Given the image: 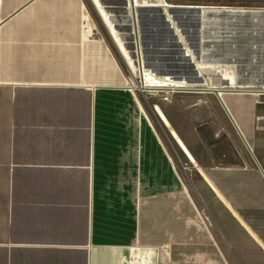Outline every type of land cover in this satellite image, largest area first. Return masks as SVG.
<instances>
[{
  "label": "crops",
  "instance_id": "obj_1",
  "mask_svg": "<svg viewBox=\"0 0 264 264\" xmlns=\"http://www.w3.org/2000/svg\"><path fill=\"white\" fill-rule=\"evenodd\" d=\"M101 20L87 0H0V264H264L258 187L242 177L264 187L256 163L200 161L177 101L168 117L156 104L200 173L199 203ZM257 96L222 93L264 169Z\"/></svg>",
  "mask_w": 264,
  "mask_h": 264
},
{
  "label": "rangeland",
  "instance_id": "obj_2",
  "mask_svg": "<svg viewBox=\"0 0 264 264\" xmlns=\"http://www.w3.org/2000/svg\"><path fill=\"white\" fill-rule=\"evenodd\" d=\"M102 2L105 7L101 0H87L100 29H103L101 12L108 16V21H104L118 35L120 47L129 61V78L135 77L138 86H142L138 71L140 62L153 74L167 75L176 80L197 81L202 75L206 81L211 80V73L228 72L234 74L241 85H250L243 89L264 90V0H135L138 7L134 14L127 8L128 0ZM193 6H204L207 11L200 13ZM114 20L120 31L113 24ZM134 23H137V34ZM197 63L203 67V74ZM212 77L214 80L218 78L216 75ZM136 90L147 116L165 144L177 145L157 113V105L168 117L166 106L176 104L178 110L172 112V117L187 125L188 131L196 136L195 145L203 151L197 155L200 161L204 157L213 166L223 163L255 166L220 103L199 100L206 97L216 99L213 92L139 87ZM257 94L264 101V92ZM177 162L186 186L202 203L198 192L201 188L200 173L178 145ZM244 173L251 175L252 183L258 187L256 211L264 212V197L260 195L264 187L259 173L255 177L253 172H243L242 177Z\"/></svg>",
  "mask_w": 264,
  "mask_h": 264
},
{
  "label": "bare ground",
  "instance_id": "obj_3",
  "mask_svg": "<svg viewBox=\"0 0 264 264\" xmlns=\"http://www.w3.org/2000/svg\"><path fill=\"white\" fill-rule=\"evenodd\" d=\"M137 7L138 6H135V5H133V6L128 5L127 6L128 9L129 8L131 9V12L133 14H134L135 9ZM203 11H207V10L203 9ZM101 16H102L103 20L108 21V16L105 14V12L102 11ZM111 32L114 34V36L116 38L115 40H117L119 45H121V42H119V40H118L119 38H118V35L115 33V30L111 29ZM121 47H122V45H121ZM137 47H139V46H137ZM195 62H199V61L195 60ZM134 68L135 67H133V69ZM198 68H199V71L202 72V74H203V72H205V71H203V67L200 64H198ZM138 71H139L140 76L143 79L142 86L141 85L138 86V84L135 83V82H138V80L135 77L129 78V81H128L129 85H130L129 87L130 88L134 87V88H132L134 90H136L138 87L141 89H155V90L156 89L157 90L163 89V90H171V91L183 90V89H197V88H211V89H214V88L217 89L218 88L220 90H224L227 88H225V86L222 85L223 80H226L227 82H229V86H226V87H229L230 89H243L246 87H250V85H241L239 83V81L237 80V77L234 74H231L228 72H223V71L219 72V73H213V74L211 73L210 77H209V79H211V80L206 79V81H204L202 79V75H199L198 77L201 78L200 82H199V80H197V81H186L184 79L176 80V79H172V77H168L167 75H156V74H153L152 72H150L148 69H146L145 64H142L140 62H139ZM132 72L134 73L133 70H132ZM135 72H136V68H135ZM214 75H216L218 77V78L216 77L217 78L216 80H214V78L212 77ZM246 90H252V89H246ZM258 91H261V92H254V93L264 92V90H258ZM166 93L168 94V93H170V91H167Z\"/></svg>",
  "mask_w": 264,
  "mask_h": 264
},
{
  "label": "water",
  "instance_id": "obj_4",
  "mask_svg": "<svg viewBox=\"0 0 264 264\" xmlns=\"http://www.w3.org/2000/svg\"><path fill=\"white\" fill-rule=\"evenodd\" d=\"M128 1H129V4H128V5H130V6L135 5V0H128ZM101 3L103 4L102 0H101ZM103 6L105 7L104 4H103ZM134 20H135V19H134ZM134 28H135V32H136V34H137V33H138L137 23H134ZM174 31H175V30H174ZM181 32H182V31H181ZM182 34H183V33H182ZM122 35H123V37H125L124 34H122ZM183 35H184V34H183ZM137 46H138V45H137ZM137 48H138V47H137ZM137 50L139 51V48H138ZM140 81H141V82L143 81V79H142L141 76H140ZM200 81H201V78H200L199 82H200ZM201 83H202V82H201ZM222 85L225 86V87H226V86H229V82H227L226 80H223V81H222ZM183 90L200 91V92H213V93L217 96L219 102H220L221 105L223 106V108H224L225 112L227 113V115H228L230 121L232 122L234 128L236 129V132L239 134V136H240V138L242 139L243 143L245 144L247 150H248L249 153L251 154V156H252L254 162L256 163V165L258 166L259 170L261 171V173H262L263 176H264V169H263L262 165L260 164V162H259L257 156L255 155V153H254V151H253V149H252L250 143L248 142L247 138H246L245 135L243 134V132H242V130L240 129L239 125H238L237 122L235 121L233 115L231 114L229 108L227 107V105H226V103H225V101H224V99H223V97H222V93H224V92H228V91H234V92H261V91H258V90H257V91H256V90H246V89H230V88H229V89L227 88V89H224V90H220V89H218V88H217V89H216V88H214V89H211V88H197V89H183Z\"/></svg>",
  "mask_w": 264,
  "mask_h": 264
}]
</instances>
